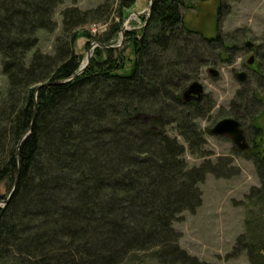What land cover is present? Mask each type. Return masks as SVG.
<instances>
[{"label":"trees","instance_id":"1","mask_svg":"<svg viewBox=\"0 0 264 264\" xmlns=\"http://www.w3.org/2000/svg\"><path fill=\"white\" fill-rule=\"evenodd\" d=\"M64 1L0 0V202L16 182L0 206V264H206L180 248L173 224L200 207V186L208 174L221 176V165L185 161L186 150L206 157L196 122L206 109L203 98L185 101L183 93L204 66L231 63L237 47L228 35L188 27L185 0H154L142 26L110 48L135 0H101L89 10L64 8L47 54L40 35L57 30ZM87 23L106 29L93 36ZM80 38L84 49L98 45L71 78L83 61ZM255 95H239L229 117L244 135ZM250 119L242 153L260 163L264 128ZM262 213L245 242L249 264H264Z\"/></svg>","mask_w":264,"mask_h":264},{"label":"rangeland","instance_id":"2","mask_svg":"<svg viewBox=\"0 0 264 264\" xmlns=\"http://www.w3.org/2000/svg\"><path fill=\"white\" fill-rule=\"evenodd\" d=\"M150 0H135L130 12L137 13L148 8ZM189 8L181 9L185 24L205 37H213L217 33L231 37V44L237 47L231 63H211L204 66L198 79L203 87L202 102L205 113L196 122L204 131L205 158H197L188 153L184 159L188 166H198L203 161L210 165H221L217 173L221 176L208 174L200 186L202 203L193 214L183 213L173 224V228L181 236L180 248L199 262L206 264H249L245 242H249V233L257 216L264 212V175L261 162L258 163L252 151L242 153L229 137H216L209 134L213 125L223 119L232 117L241 105L239 95L253 91L254 103L249 109L254 116L255 124L264 128V0H185ZM101 0H65L57 7L54 19L57 30L54 33L40 35L39 48L45 53H51L55 37L60 33V12L75 6L80 10L95 8ZM114 11V10H113ZM144 16V15H142ZM107 23L113 22L115 13L112 12ZM141 17V16H140ZM140 17L131 15L127 28L137 30L142 26ZM127 18V17H126ZM92 23L83 28L90 31ZM100 25V24H97ZM104 26V25H103ZM120 41V35L116 44ZM246 42L254 47L248 49ZM85 40L80 38L75 43V51L83 56ZM250 57L253 63L247 64ZM209 69L216 71V76L208 73ZM239 73H245L243 82L237 79ZM5 86V78L0 72V89ZM240 109V108H239ZM239 111V110H238ZM251 117L245 119V135L251 136L254 129ZM172 136L175 135L170 130ZM179 142L182 140L177 137ZM247 142V141H246ZM264 154H259V159ZM261 161V160H260ZM263 197V200H259ZM243 235L242 243H237ZM145 264H155L147 262Z\"/></svg>","mask_w":264,"mask_h":264},{"label":"water","instance_id":"3","mask_svg":"<svg viewBox=\"0 0 264 264\" xmlns=\"http://www.w3.org/2000/svg\"><path fill=\"white\" fill-rule=\"evenodd\" d=\"M154 0H150L149 4H148V8L144 9L140 12L137 13H133L130 12L127 16V18L123 21V23L121 24L120 27V31H119V35H120V41L112 46H108L110 48H119L123 41H124V33L126 31H128L129 29L127 28V24L129 22L130 16L131 15H135L136 17H140L142 15L145 16H149L150 13V8L151 5L153 3ZM200 2H206L209 0H199ZM97 43H92L90 45V49H93L97 46ZM102 47H105L104 45H101ZM245 46L250 49L251 47V43L250 42H246ZM92 54L91 51H87L84 60L82 61L78 71L71 77V78H76L77 76H79L87 67V65L89 64L90 58H91ZM253 63V57H250L247 61L248 65H251ZM208 73L212 76H216V71H214L213 69H209ZM246 78L245 73H239L237 75V79L241 82H243ZM202 94H203V87L202 85L197 82V81H193L191 82L187 87L185 92L183 93V99L185 101H189L190 99H194L195 101H200L202 98ZM141 117L143 120H147L148 117L146 115L143 116H139ZM30 133V128L26 130V132L24 133V135L21 137V139L18 142L17 148L20 146V144L23 142V140L27 137V135ZM209 134L212 136H216V137H229L232 141V143L241 151H247V149L249 148V145L246 142V138L244 135V131L241 128V124L239 121L233 119V118H223L219 121H217L213 127L209 130ZM18 153V152H17ZM261 167L263 170V175H264V154L261 156ZM16 186V182L13 185V188L8 196V198L5 201H1L0 202V206L5 205L8 201V199L10 198V196L12 195V192L14 190Z\"/></svg>","mask_w":264,"mask_h":264},{"label":"built area","instance_id":"4","mask_svg":"<svg viewBox=\"0 0 264 264\" xmlns=\"http://www.w3.org/2000/svg\"><path fill=\"white\" fill-rule=\"evenodd\" d=\"M92 25L93 26L90 27V31L89 32L93 36L105 30V25L104 26L103 25H96V24H92Z\"/></svg>","mask_w":264,"mask_h":264},{"label":"flooded vegetation","instance_id":"5","mask_svg":"<svg viewBox=\"0 0 264 264\" xmlns=\"http://www.w3.org/2000/svg\"><path fill=\"white\" fill-rule=\"evenodd\" d=\"M251 47L253 48L254 46L251 44ZM193 99H190L189 101H192Z\"/></svg>","mask_w":264,"mask_h":264}]
</instances>
